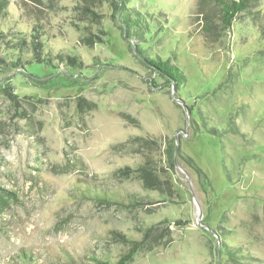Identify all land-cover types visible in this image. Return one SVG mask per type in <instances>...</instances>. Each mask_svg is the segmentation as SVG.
I'll return each instance as SVG.
<instances>
[{"label":"rangeland","instance_id":"1","mask_svg":"<svg viewBox=\"0 0 264 264\" xmlns=\"http://www.w3.org/2000/svg\"><path fill=\"white\" fill-rule=\"evenodd\" d=\"M5 3L0 264H264V0Z\"/></svg>","mask_w":264,"mask_h":264},{"label":"trees","instance_id":"2","mask_svg":"<svg viewBox=\"0 0 264 264\" xmlns=\"http://www.w3.org/2000/svg\"><path fill=\"white\" fill-rule=\"evenodd\" d=\"M5 2L6 0H0V11L5 7L6 5ZM217 3L219 6V12H218V17H220L219 20L222 24V27L227 29L230 26L231 21L240 12L245 11L250 7L251 0H217ZM208 19L209 21H211L210 18ZM33 41H34L33 45L36 49L38 45V40L36 36H33ZM18 42H20L19 44L24 43L25 38L23 37L22 39H18L16 41V44H18ZM142 58L146 63L152 66V70L156 72L160 77H162L163 80H165V82L172 84L176 88L179 87L185 80V77L183 73L181 72V70H179L176 65L170 64L168 60H160V59H153V58L147 59L144 54L142 55ZM17 65H18L17 63H12V66L14 67H16ZM132 138L133 139H129L127 140V142L120 144V145L124 146L127 144H133L135 146L142 145V147H145V146H150V142L151 143L154 142L152 140L149 141V139H145L144 137H140V136H134ZM167 153H168L167 157L169 158V162L171 166H174L176 154H175V146L174 144H172V142L171 144H169ZM188 159H189V163L191 165H194L195 168L200 172L201 169L195 164V162L189 157ZM118 173L125 175L127 171L125 168H123V169H119ZM144 186H152L151 188H154L153 185H149V183L147 182L144 183ZM4 198H5V195L0 193V210L3 209L4 203H5ZM95 198L98 199V201H101L102 203H105V204H109L111 202L110 197H108L107 195L99 196V194H96ZM129 201L131 205L138 204V201L134 196H130ZM131 245L132 246L128 249L127 253L121 256L118 259V261L114 264H124L130 258V256H132L133 252L137 250V248L139 247L141 249L145 248L144 242L142 240L133 241ZM25 258H26L25 264H26V261L29 264L31 259L29 258L28 255H26ZM90 261H91L90 264H112L107 259L99 258L98 256H95V255L91 256ZM31 264H35V263L31 261ZM78 264H82V263H78Z\"/></svg>","mask_w":264,"mask_h":264},{"label":"water","instance_id":"3","mask_svg":"<svg viewBox=\"0 0 264 264\" xmlns=\"http://www.w3.org/2000/svg\"><path fill=\"white\" fill-rule=\"evenodd\" d=\"M176 152H177V147H175V154H176Z\"/></svg>","mask_w":264,"mask_h":264}]
</instances>
